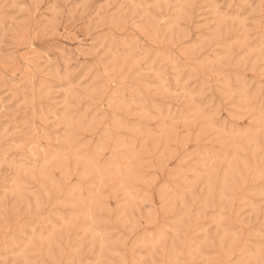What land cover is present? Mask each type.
<instances>
[{
  "label": "rangeland",
  "instance_id": "obj_1",
  "mask_svg": "<svg viewBox=\"0 0 264 264\" xmlns=\"http://www.w3.org/2000/svg\"><path fill=\"white\" fill-rule=\"evenodd\" d=\"M0 264H264V0H0Z\"/></svg>",
  "mask_w": 264,
  "mask_h": 264
}]
</instances>
